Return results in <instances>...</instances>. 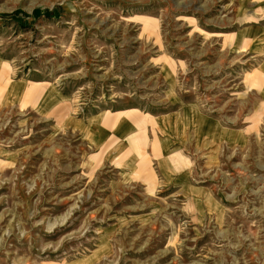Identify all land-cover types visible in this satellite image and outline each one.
Instances as JSON below:
<instances>
[{"label": "rangeland", "instance_id": "1", "mask_svg": "<svg viewBox=\"0 0 264 264\" xmlns=\"http://www.w3.org/2000/svg\"><path fill=\"white\" fill-rule=\"evenodd\" d=\"M0 264H264V0H0Z\"/></svg>", "mask_w": 264, "mask_h": 264}]
</instances>
